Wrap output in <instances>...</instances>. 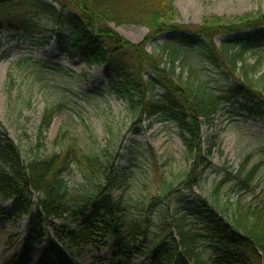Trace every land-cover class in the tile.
Listing matches in <instances>:
<instances>
[{
  "label": "trees",
  "instance_id": "obj_1",
  "mask_svg": "<svg viewBox=\"0 0 264 264\" xmlns=\"http://www.w3.org/2000/svg\"><path fill=\"white\" fill-rule=\"evenodd\" d=\"M173 2L0 0V36L48 32L51 39L56 38L59 52L77 53L83 62L103 66L104 77L117 97L126 101L136 123L158 115L176 122L193 160L182 183L191 192L199 184L198 168L205 160L200 152L193 154L201 148L203 125L208 126L225 109L232 116L234 105L237 111L264 120V69L260 59L253 63L246 59L247 53L264 47V12L231 23L182 24ZM35 18L47 20L51 27L40 30ZM112 24L143 26L147 32L141 43L132 44L115 33ZM163 35L166 38L157 43ZM147 43L158 44L157 49L146 52ZM4 58L0 55V61ZM175 65L180 67L177 73ZM207 68L225 78L223 89L212 87L203 76ZM61 108L44 111L40 132ZM74 162L93 183L90 194L80 201L71 199L61 180ZM255 168L233 175L241 190L253 189ZM129 178L110 169L98 155L79 154L72 146L23 163L12 142L0 137V196L12 201L10 216L28 217L35 234L29 238L32 244L42 223L56 227L55 220L69 214L76 221L90 211L94 230L111 231L125 252L143 254L151 264H264V208L247 207L228 216L200 196L193 201L194 208L177 198L181 208L151 236L150 220L129 217V207L111 195L128 186ZM119 214H123L121 220ZM91 228L67 230L62 240L72 245L91 243ZM201 238L211 242L213 257L201 255Z\"/></svg>",
  "mask_w": 264,
  "mask_h": 264
},
{
  "label": "rangeland",
  "instance_id": "obj_2",
  "mask_svg": "<svg viewBox=\"0 0 264 264\" xmlns=\"http://www.w3.org/2000/svg\"><path fill=\"white\" fill-rule=\"evenodd\" d=\"M173 4L178 21L192 25L212 20L231 23L264 12V0H174ZM33 22L42 31L51 27L45 19ZM111 28L132 44L141 43L147 32L145 27L131 24H112ZM41 33L0 36V55L5 57L0 61V137L12 142L23 163L70 146L79 154L98 155L110 169L129 175L128 186L111 195L129 207V217L150 220L151 236L161 230L165 218L170 223L181 208L177 198L194 208L193 201L200 196L228 216L247 207L264 208L263 119L237 111L234 105L232 116L225 109L208 126L203 125L201 148L193 154L200 152L205 160L198 168L199 184L188 192L182 183L193 160L178 124L163 115L136 123L126 101L111 89L102 65L85 63L77 53L59 52L56 38ZM164 38L160 36L157 43ZM157 45L147 43L145 51L151 53ZM246 59L249 63L260 59L264 69V47L247 53ZM175 66L177 73L180 67ZM202 74L217 90L227 84L215 70L207 68ZM57 105L62 110L40 132L44 111ZM208 150L211 152L206 156ZM254 166L253 189L241 190L233 175H244ZM61 180L73 201L90 194L93 185L76 162ZM169 185L171 192L165 193ZM11 207L12 201L0 196V264H150L145 255L125 252L115 244L111 231L94 230L90 211L76 221L69 214L55 220L56 227L42 223L32 244L29 238L33 239L34 233L28 217L10 216ZM123 214H119L120 220ZM89 225L93 242L72 245L62 240L65 231ZM201 241L203 258L213 257L211 242Z\"/></svg>",
  "mask_w": 264,
  "mask_h": 264
}]
</instances>
